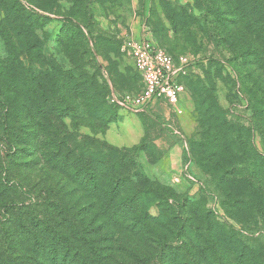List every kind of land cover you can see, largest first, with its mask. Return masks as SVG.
<instances>
[{"label": "rangeland", "instance_id": "rangeland-1", "mask_svg": "<svg viewBox=\"0 0 264 264\" xmlns=\"http://www.w3.org/2000/svg\"><path fill=\"white\" fill-rule=\"evenodd\" d=\"M236 12L226 0H0V219L16 224L0 264H84L67 251L77 227L90 264H264V42L250 13L244 28L226 26ZM144 27L175 61L199 63L179 105L134 115L109 96L141 91L127 45ZM85 76L105 88L106 117ZM70 135L121 156L106 214L77 153L54 148ZM57 232L55 248L16 245Z\"/></svg>", "mask_w": 264, "mask_h": 264}, {"label": "trees", "instance_id": "trees-1", "mask_svg": "<svg viewBox=\"0 0 264 264\" xmlns=\"http://www.w3.org/2000/svg\"><path fill=\"white\" fill-rule=\"evenodd\" d=\"M226 1L228 4L232 3L234 8L237 9L236 13H231L229 15L230 17H232V19L231 21H229V25L226 26L232 25L235 26L236 28H244L245 26H247L248 17L250 13L252 16H255L256 18L254 21V26L255 25L259 26L260 30L262 31V42H264V0H251V2H254L253 10L251 11H248V9L246 8V6L249 5V2H247V0H226ZM32 13L35 14L34 12ZM189 18L196 20V17L192 15H190ZM74 23L75 25L72 24L73 26L71 27L77 30L78 26H76V24L78 25V23L76 22ZM93 55L95 56L94 52ZM101 76L103 77L105 76L104 71L103 72L101 71ZM92 80L93 79H91V77L85 76L84 81L82 83L83 93L85 94V92L86 93L93 92V95L97 97L96 103L97 104L100 103L99 105H97L98 115L100 117H106L108 112V107L107 105H105V88L96 87L95 89ZM43 102L45 103L40 106L41 109L39 110V113L43 112L46 113L45 115H48L47 112L45 111L46 109H48V106L46 105L47 101L43 100ZM60 110H62V108H60ZM7 112L9 114L11 113V116L8 119L4 120L5 124L3 123L1 125V129L3 130V132L4 130H8V122L11 120L10 118L13 116L14 110L13 112L11 110ZM42 120H45V122L49 121L48 118H42ZM109 123H111L110 119L106 120L104 122V125H107ZM6 124H7V128H6ZM55 137H59V136H55ZM75 137L76 136L74 135H70L69 137L66 136L63 139L57 138L58 142L55 143V141H53V145L55 144L54 148L57 150L59 149L60 151L67 150L64 148V146L72 148L71 152L65 153L68 154L66 156V160H68L70 156L74 154V152L77 153L78 161L76 160V163L77 162L78 163L76 164V167L79 168V171L86 170L85 176L88 177V184L90 185L92 190H95L94 197L97 196L98 198L99 196L98 199L99 201H101L100 203H94L93 206L94 207L99 206L100 209H98V211L100 213L106 214L107 210L111 209V204H112L111 202L114 201L116 194L120 193L119 192L120 185L123 183L121 181V175H119V172L123 169V166L119 165L122 164V162L117 161L116 163H114V160L112 161L111 158L118 159L121 158V156H119L120 154L118 153L117 150L113 149L112 147H109L104 142L91 140L83 136L80 138L81 141L79 142L77 139H75ZM92 154L94 155L93 158L91 156ZM88 157H91L90 160H88ZM63 167H65L64 168L65 171H68L69 170L68 168L70 167L75 168L74 165H68V163H65ZM74 182L77 183V181ZM138 196H139L138 198H141L140 194ZM246 196L248 197L247 200H251L250 199L251 197H249L248 195L242 197L246 199ZM59 207H60L59 205L55 206V208H59ZM142 214L144 217V213ZM32 219L36 220L38 223L42 222V217H40V215L34 216V214H32ZM14 223L15 221L13 220V218H10L9 216L6 215L0 219V234H2L0 236V239L4 240L2 241V243L4 244L14 243V240L16 238V236L14 235V231H15L14 229L16 228L15 227L16 224ZM26 223L30 228L32 221L29 220ZM45 223L48 224V222ZM28 227H25V229L28 230ZM79 230L81 229H79L78 227L74 229V231L71 233L72 235H70V237L67 239L69 242V247L67 249L68 256H70L72 250H75L74 251L75 254H77L78 257L81 256V259L84 260V261L82 260L84 264H90V258L89 257L85 258L83 256L84 253L80 252V250L83 251L84 249L76 247L77 236L78 238L86 242V246L92 245L90 244V242L89 243L87 242L88 239H86V236H84ZM29 237H31V240L22 239L16 245L17 246L22 245V247L27 251L30 250L36 251L49 246L55 248L54 245H56L57 243H61L62 241V237L58 232L55 234V237L52 238V241H47L49 237L46 236L42 238L41 237L33 238V236H29ZM159 246H164V244L159 243Z\"/></svg>", "mask_w": 264, "mask_h": 264}, {"label": "built area", "instance_id": "built-area-1", "mask_svg": "<svg viewBox=\"0 0 264 264\" xmlns=\"http://www.w3.org/2000/svg\"><path fill=\"white\" fill-rule=\"evenodd\" d=\"M142 88L137 95H121L111 89L110 104L134 115L146 114L156 104L179 105L186 96L182 80L198 59L180 56L175 61L149 36L144 27L141 37L127 45Z\"/></svg>", "mask_w": 264, "mask_h": 264}, {"label": "crops", "instance_id": "crops-1", "mask_svg": "<svg viewBox=\"0 0 264 264\" xmlns=\"http://www.w3.org/2000/svg\"><path fill=\"white\" fill-rule=\"evenodd\" d=\"M141 37V34L137 33L136 36L134 37V39H139Z\"/></svg>", "mask_w": 264, "mask_h": 264}]
</instances>
